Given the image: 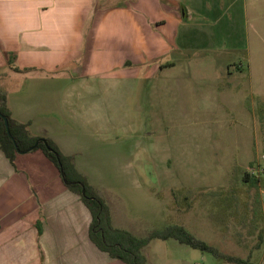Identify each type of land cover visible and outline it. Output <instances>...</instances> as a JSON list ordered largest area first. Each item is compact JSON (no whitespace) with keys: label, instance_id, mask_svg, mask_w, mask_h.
Returning <instances> with one entry per match:
<instances>
[{"label":"crops","instance_id":"0c3cea01","mask_svg":"<svg viewBox=\"0 0 264 264\" xmlns=\"http://www.w3.org/2000/svg\"><path fill=\"white\" fill-rule=\"evenodd\" d=\"M221 13L228 16V37L239 41L232 49L247 53V71L243 65L237 70L250 84L235 88L238 93L218 86L201 102L216 112L234 107L240 94L237 101L254 126L263 120L264 127V116L256 113H264V87L252 84L264 75L258 70L264 0H0V92L33 135L51 138L73 155L62 145L69 141L64 131L76 124L69 112L89 106L90 79L119 67L134 71V63L158 73L172 51L185 52L191 44L200 60L207 58ZM49 163L31 150L19 153L13 165L0 149V264H126L93 243L90 211ZM169 240L144 247L146 264H158Z\"/></svg>","mask_w":264,"mask_h":264},{"label":"rangeland","instance_id":"374dc122","mask_svg":"<svg viewBox=\"0 0 264 264\" xmlns=\"http://www.w3.org/2000/svg\"><path fill=\"white\" fill-rule=\"evenodd\" d=\"M218 20L207 58L200 60L202 53L191 44L185 52L172 51L170 64H162L158 73L149 74L147 63H134V71L119 67L90 79L89 106L69 112L76 124L66 128L69 141L62 145L106 199L114 226L144 236L170 224L184 225L224 253L252 255L264 264V244L255 249L258 229L251 222L253 208L264 213V183L253 186L244 179L245 172L264 162L263 120L254 126L237 101L240 94L234 107L223 105L216 112L201 102L218 86L238 93L235 88L250 84L239 73L247 71V53L232 49L239 41L228 37V16L221 13ZM259 50L264 56V43ZM241 65L244 69L237 70ZM258 65L264 74V62ZM258 79L252 84L261 81L264 87V75ZM256 113L264 116L259 109ZM256 176L264 179V171ZM167 242L170 250L158 255V264H222L210 253L175 239Z\"/></svg>","mask_w":264,"mask_h":264},{"label":"trees","instance_id":"16d2710c","mask_svg":"<svg viewBox=\"0 0 264 264\" xmlns=\"http://www.w3.org/2000/svg\"><path fill=\"white\" fill-rule=\"evenodd\" d=\"M9 62H13L12 56ZM3 117L8 119L10 133ZM37 142L38 144L35 146ZM32 147L33 151L41 150L48 160L58 168L67 189L78 195L88 208L92 216L89 229L90 238L99 249L107 252L112 258L121 260L126 264H146L144 247L156 239H175L181 244L212 254L221 260L222 264H258L251 259L252 255L243 258L224 253L218 247L196 237L184 225L170 224L161 229H153L144 236H138L128 229L114 226L108 203L99 191L90 184L88 178L79 171L73 157L65 154L53 139L33 135L28 123L21 122L13 116L7 104L6 95L0 92V149L14 165L19 151H28ZM244 179L253 186L264 183V179L251 175L249 172H245ZM230 205H232L231 201ZM234 211L232 210V212ZM263 221V209L253 208L251 222H254L258 229V242L255 247L257 250L262 249L264 244Z\"/></svg>","mask_w":264,"mask_h":264},{"label":"built area","instance_id":"2783aa9c","mask_svg":"<svg viewBox=\"0 0 264 264\" xmlns=\"http://www.w3.org/2000/svg\"><path fill=\"white\" fill-rule=\"evenodd\" d=\"M262 158L264 159V156ZM262 171H264V162H262V163L260 162L257 166H253L250 169L249 173L251 175L256 176V174H258L259 172H262Z\"/></svg>","mask_w":264,"mask_h":264},{"label":"water","instance_id":"95a60500","mask_svg":"<svg viewBox=\"0 0 264 264\" xmlns=\"http://www.w3.org/2000/svg\"><path fill=\"white\" fill-rule=\"evenodd\" d=\"M4 118V121H5V124H6V127H7V130H8V132L10 133V131H9V122H8V119L6 118V117H3ZM38 144V142L35 144V146ZM33 149V147L32 148H30L28 151H31ZM28 151H24V152H28ZM24 152H22V151H19V153H24Z\"/></svg>","mask_w":264,"mask_h":264}]
</instances>
